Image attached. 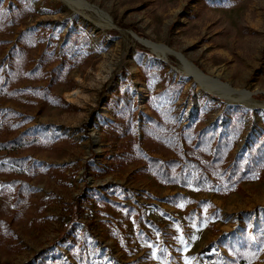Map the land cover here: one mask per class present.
Here are the masks:
<instances>
[{
	"label": "rangeland",
	"instance_id": "rangeland-1",
	"mask_svg": "<svg viewBox=\"0 0 264 264\" xmlns=\"http://www.w3.org/2000/svg\"><path fill=\"white\" fill-rule=\"evenodd\" d=\"M78 8L0 0V264H264V0Z\"/></svg>",
	"mask_w": 264,
	"mask_h": 264
},
{
	"label": "trees",
	"instance_id": "trees-1",
	"mask_svg": "<svg viewBox=\"0 0 264 264\" xmlns=\"http://www.w3.org/2000/svg\"><path fill=\"white\" fill-rule=\"evenodd\" d=\"M34 137L31 134H26V133H22L19 134L15 137H13L10 140H7L5 142L2 143L3 148H6L7 145L10 146V150H13L16 147V144L19 143V141L21 139H26V140H32ZM198 141V139L196 140ZM222 138H216L214 143H213V152L211 154V161H217L219 158V154H218V150L220 148V145L222 144ZM8 158L10 161L12 162H18L19 158L17 157V155L14 152H10L8 154ZM250 156L247 155L246 157H244L243 155H235L233 157V159L230 161V163H228L227 165H225L222 169V174L225 175L226 178L230 179L232 178H239L242 174H244V172L249 170V166H250ZM199 179L197 178L194 180V184L199 183ZM16 184V183H14ZM26 186L25 185H20V184H16L15 186V194L16 198H17V194H19L22 190H25ZM74 210V207L73 209ZM74 211L72 212V216H74ZM206 250H208L207 245L203 246L202 248H200L197 252L201 253V252H205Z\"/></svg>",
	"mask_w": 264,
	"mask_h": 264
},
{
	"label": "bare ground",
	"instance_id": "bare-ground-1",
	"mask_svg": "<svg viewBox=\"0 0 264 264\" xmlns=\"http://www.w3.org/2000/svg\"><path fill=\"white\" fill-rule=\"evenodd\" d=\"M64 3L66 5H69V7H72L73 9H75L76 11L79 12H83L82 10H80L78 8V5L81 3V1L79 0H63ZM85 3V2H84ZM82 5V4H81ZM86 5H83V7ZM80 7V6H79ZM110 24V23H109ZM135 39V38H134ZM136 40H139L138 38ZM155 49V48H154ZM158 51V50H157ZM184 61V60H183ZM186 62L185 67H186V73L189 75H192L194 77V79L200 83H203L204 81H207V77H205L200 70H198L193 64H191L190 62L184 61ZM249 94V93H248ZM251 96L249 95H245L244 98H241L237 101L234 102H239L247 107H257V104L249 97ZM232 101V100H231Z\"/></svg>",
	"mask_w": 264,
	"mask_h": 264
},
{
	"label": "water",
	"instance_id": "water-1",
	"mask_svg": "<svg viewBox=\"0 0 264 264\" xmlns=\"http://www.w3.org/2000/svg\"><path fill=\"white\" fill-rule=\"evenodd\" d=\"M68 7H69V5H67ZM70 9H72L74 12H76V10L75 9H73L72 7H69ZM77 13V12H76ZM129 35L131 36V37H133V38H135V34L132 32V33H129ZM249 94H251V92H248Z\"/></svg>",
	"mask_w": 264,
	"mask_h": 264
}]
</instances>
